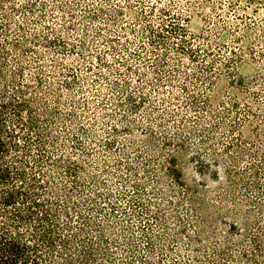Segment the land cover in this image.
<instances>
[{"label": "trees", "instance_id": "obj_1", "mask_svg": "<svg viewBox=\"0 0 264 264\" xmlns=\"http://www.w3.org/2000/svg\"><path fill=\"white\" fill-rule=\"evenodd\" d=\"M27 1V5H16L14 0H0V264H204L198 256L210 239L214 244L209 247L208 264L249 261L245 253L235 259L231 233L219 230L250 224L259 230L264 224V200L247 210L231 194L236 179L238 185L261 189L264 194V180H259L264 176V111L255 113L248 104L241 105L244 113L239 123L229 125L227 132L232 137L224 146L237 149L236 155L228 150L231 159L223 172H218L217 152L211 149L219 144L213 135L217 123L208 121L210 128L200 125L184 131L189 118L182 114L201 115L195 117L197 122L216 120L220 110L210 108L208 92L220 76L233 79L244 56L231 52L225 62L207 60L212 50L203 48L199 37L190 34L180 13L155 6L148 8L150 13L143 9L135 12L128 0H123L125 6L115 3L109 18L99 10L105 15L101 19L109 36L100 28L93 40L90 34H82L85 43L97 38L112 43L106 56L110 49L113 65L97 50L86 52L80 38L73 52L66 53L63 44L57 53L95 61L88 60L86 65L95 76L90 82L86 78L87 92L100 96L101 101L100 111L94 112L90 100L75 96L79 90L73 93L78 68L73 71L56 60H49L53 66L44 64L46 57L35 46L51 54V46L64 41L45 35L38 38L36 27L46 28L41 22H45L47 10H38L44 2ZM54 12L66 13L65 7L55 2L52 16ZM128 18L131 21H126ZM113 25L118 29L111 28ZM56 67L59 73L67 70L65 75L71 80L54 82L55 70L51 68ZM240 86L246 89V84ZM225 106L240 108L237 100ZM108 107L114 113L108 112ZM144 111L151 125L148 128L132 119ZM252 119L257 123L252 127L253 140L247 142L238 127ZM99 125L105 135L100 139ZM151 127L158 128L159 134ZM133 131L145 138L135 141ZM118 132L130 137L126 138L129 146L121 152L124 159L114 161L126 176L120 177L121 190L113 192L104 179L110 172L108 165L105 160L93 159V145L111 151ZM234 133L238 134L237 144ZM195 138L202 147H209L203 159L199 149L189 146ZM131 151L141 164L128 161ZM186 157L199 168L194 170L199 176L207 175L202 168L210 169L208 179L214 185L221 183V172L227 177L221 190L215 189L217 184L212 188L220 207L205 202L204 197L211 193L205 190L206 185L186 181L181 167ZM246 157L250 162L242 168L239 165ZM225 202L234 209L223 206ZM251 237L257 252L252 261L258 263V258L264 257L260 237L258 233ZM181 247L196 256L183 259L177 252Z\"/></svg>", "mask_w": 264, "mask_h": 264}, {"label": "rangeland", "instance_id": "obj_2", "mask_svg": "<svg viewBox=\"0 0 264 264\" xmlns=\"http://www.w3.org/2000/svg\"><path fill=\"white\" fill-rule=\"evenodd\" d=\"M14 2L16 5H27V3H29L27 0H14ZM38 2H44V7H38V10H41L42 12L47 10L45 22H41V24L46 26V28L41 26L36 27L37 33L39 35L38 38H41V36L44 35L45 38L61 37L64 43L51 46V54L49 53L48 49L43 47L38 48L35 46L36 50L39 54H42V56L46 57L44 64L47 65V67L53 66L49 60H56L57 62L72 68L73 71L75 68H78L77 71L74 72L77 75L78 80L77 84L73 87V93L79 90V93H75V96H82L81 98L90 100L91 109H93L94 112H99L101 106L100 96H91V94L87 92L90 87H86V78H89L88 81L90 82V80L95 77L94 73L87 71V61L92 60L93 64H95V61L90 57L88 60H81L75 55H68V57H66L62 54L58 55L57 53L60 52L62 49L61 45L63 44L65 45L66 53H69L70 51L73 52L76 49V46L79 44V42L76 40L78 38H80L85 43L84 35L82 34H90L89 39L91 38L93 40L97 36L95 34L97 28H100V31L103 30L104 36H109V34L104 31V28H107V26L103 25V20L101 19L105 15L99 10L102 9L104 13L108 14L107 17L109 18L111 15V9L115 3L120 6H125V3L123 0H37V3ZM55 2L64 6L66 13L54 12V16H52L51 11ZM128 2L134 7L135 12L143 9L147 13H150L151 11H149L148 8L155 6L156 8L163 7L171 14L180 13L186 18L184 24H186L190 34H192L194 37H199L198 41L203 48L212 50V56L210 55L207 60L216 58L222 62H225L227 58H231V52H235L237 55L242 54L244 56L243 61L237 64L236 76L233 79L225 75L220 76L215 81L211 90L208 92L210 108L215 112L220 110V114L216 120L207 119L203 123V116V121L197 122L198 118L196 119L195 117H200L201 115L194 114L193 112L189 111H182L183 116H187L189 118V121L185 123L184 131L190 130V128L191 130L201 128L200 125L210 128V126L206 125V122L208 121H210V124H212L211 121L217 123L215 133L213 134V132H211V134L214 135V138H216V141L219 144L216 145L215 143L211 149L212 151L214 150L217 152V162L219 167L218 172H220V170L223 172L224 167L228 165V161L231 159V153H228L229 155H227L228 150L230 152L233 151V155H236L235 151L237 149L232 150L231 147L230 149H225L224 146L228 141H230L229 138L232 137V135L227 132L229 130V125H231L234 121L239 123L238 119L241 117L240 115L244 113L245 107H242L241 105H243V103L248 104L255 113L264 111V106L262 105L264 102V0H128ZM36 13L39 15L41 12ZM94 15L95 18L93 17ZM72 16L75 18H72ZM29 18L32 20L31 17ZM152 18V20H155L154 17ZM17 20H20V18ZM126 21H131V19L128 18ZM29 27L34 26L33 24H30ZM64 28H68V30L65 31ZM69 28H72V30L70 31ZM111 28L116 30L118 29L116 25H113ZM74 29L77 31H74ZM114 34H117V31H114ZM75 35L76 37H74ZM85 44L87 46L86 52L88 50L90 52L97 50L96 53L100 52L102 59H106L107 62L110 63V66L114 64L112 62V55L110 57V49L107 51L106 56V50L109 44L112 43L105 44L100 40V38H97L96 41L86 42ZM56 69L57 67L51 68V70H55V76L53 77L54 82L61 84L65 80H71V77L65 75L67 70L63 71V73H59L56 71ZM107 76L110 79L114 78L113 75ZM50 80H52V78ZM131 81L134 83L132 78ZM233 82L235 85H233ZM99 83L102 85L104 81L99 80ZM240 84H246V89H242ZM135 85L136 84H133L134 87H136ZM81 88H85L83 93H81ZM62 92L65 99H68V92L63 88ZM103 93H106V95L110 94L106 91H103ZM252 98H255L254 100L257 101H253ZM232 100H237L239 102V110L225 106L226 103H229ZM99 103L100 105H98ZM222 106H225V109ZM110 108L111 107H108V112L114 113V110L112 111ZM116 110L117 109H115V111ZM146 114V111L135 114L132 118L135 121L134 123L137 125L139 124L146 126L147 128L148 126H151L145 119ZM99 121L105 122L104 119H99ZM256 123V119H252L250 123H246L244 125L242 124L238 127L240 134L247 142L253 140L252 127L255 126ZM101 128L102 126L100 127L99 125V139L105 137V135L100 131ZM151 128L157 135L159 134L160 130L158 128ZM171 129L172 127H170V131ZM133 132L134 134L131 137H133L135 141H140L142 138H145L143 134H139V131ZM197 133L199 134V132ZM234 135L236 136L234 137L233 141L237 138L238 134L234 133ZM129 137V135L126 136V132H118L115 134V143L111 151L103 148L102 145H93L95 150L93 153V159L99 162L105 160L106 164L108 165V170L110 172L107 174V176H104V179L107 180L109 190L113 192L121 190L119 189V185L121 183L120 177L126 176V173L122 168L116 167V165H114V161L115 159H124L121 155V152L124 150V148L129 146L128 142H126V138ZM157 138L162 141L160 137ZM196 141L197 138L192 139L189 143V146L194 150L199 149L200 155L203 159L205 158V155H207L209 147L204 148ZM157 144L163 146L161 145L162 142H157ZM212 144L213 143H211V145ZM234 144H237V142L234 141ZM257 151L261 153V150ZM128 158V161L134 163V165H139L141 162H143L140 158L138 160L136 159L133 151L129 153ZM249 162L250 159L248 157L243 158L239 166L244 168L249 164ZM181 165L187 182L193 184V181L195 180L197 182V186H199L198 183L200 182V184L206 185L207 188H205V190L211 192L207 195V197H204L205 202L210 205L216 204L217 207H220V205L216 203L215 198L218 196V194L214 190H221L220 187H225L226 180H228L226 179L227 177L224 179L225 175H223L221 172L219 176L221 178V183L219 181L220 184L218 185L217 182L216 187L218 188L215 187L213 190L212 188L216 184L214 185L212 181L208 179V173L210 172V169L202 168L201 170H203V174L207 175L201 177L194 173V170L199 168L195 166L194 163H191L187 157L181 160ZM230 172L232 174V171ZM101 178H103V176H101ZM259 180L260 182L263 181L264 176H260ZM234 182L237 183L235 184L237 187L231 192V194H233V198H231L242 204L244 209L253 210V207L257 202L262 203L264 200V194H260L259 191L261 189L257 190L251 189L247 186H240L238 185L239 182L237 179L231 184H234ZM262 188L264 190V185ZM198 190L205 191L203 188H199ZM200 196H202V194ZM225 197H227V195H225ZM223 206H228L230 210L234 209L233 206H229V204L226 202ZM261 222L264 223V220ZM261 227L262 229L257 230L254 229L250 224L248 227L246 225L245 228L244 226H240V228H230L228 230L227 226H223L220 228L219 232L223 233L226 231L231 233L232 246L230 249L235 256V259L236 257H240V254L245 253L249 257V261H245V264H264V257L258 258V263H254L252 261L253 256L256 255L257 252L253 250L250 241L252 234L258 233L260 237L261 250L263 252L262 254L264 255V224ZM211 244H214V240L210 239L207 240V242H204L205 248L201 249V255L198 256V258L202 260L204 264H208L209 258L211 256L209 251ZM176 247L177 246H175V248ZM177 252L182 255L184 258H181L185 260H187V258L190 259L193 255L196 256L195 254L192 255L191 252L187 251L183 247L177 248ZM219 264H225V262H219Z\"/></svg>", "mask_w": 264, "mask_h": 264}]
</instances>
